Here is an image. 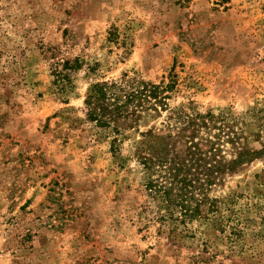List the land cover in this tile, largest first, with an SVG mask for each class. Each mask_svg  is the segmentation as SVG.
I'll return each instance as SVG.
<instances>
[{
  "label": "rangeland",
  "instance_id": "374dc122",
  "mask_svg": "<svg viewBox=\"0 0 264 264\" xmlns=\"http://www.w3.org/2000/svg\"><path fill=\"white\" fill-rule=\"evenodd\" d=\"M104 81L175 83L101 126ZM179 112L215 116L204 165L239 161L185 221L144 164L186 153ZM0 264H264V0H0Z\"/></svg>",
  "mask_w": 264,
  "mask_h": 264
},
{
  "label": "trees",
  "instance_id": "16d2710c",
  "mask_svg": "<svg viewBox=\"0 0 264 264\" xmlns=\"http://www.w3.org/2000/svg\"><path fill=\"white\" fill-rule=\"evenodd\" d=\"M174 83L175 81H171L167 85H161L140 82L136 86H131V89L124 95V101H120L111 95V88L116 86L115 83L97 82L86 99V104L89 106L88 117L98 125L106 126L110 121H115L131 111L141 113L148 109H156V105L166 100L167 96L164 94L169 91L167 88L173 87ZM174 117L181 121L180 131L183 132L181 135L186 136V153L184 155L167 153L163 156L146 158L144 164L152 172L146 183V189L150 194L157 195L166 203L170 215L172 210H176L185 221L199 214L198 206L194 207L191 203L195 197L193 190L197 189L198 184L201 183L194 177L197 170L206 169V171H211L210 174L213 172L225 173L239 161L235 159L231 164H226L220 160L218 165L212 167L203 164L206 162V154L215 157V159V155H217V149L214 146H209L210 140H195L198 131L203 127L207 128L208 121L215 118L211 112L195 115H185L179 112ZM169 136L173 137L172 133ZM206 181L211 182L212 178L209 177Z\"/></svg>",
  "mask_w": 264,
  "mask_h": 264
}]
</instances>
